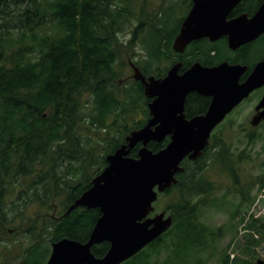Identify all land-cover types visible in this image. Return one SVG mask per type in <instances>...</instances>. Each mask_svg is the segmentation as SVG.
Returning a JSON list of instances; mask_svg holds the SVG:
<instances>
[{
  "label": "trees",
  "instance_id": "trees-1",
  "mask_svg": "<svg viewBox=\"0 0 264 264\" xmlns=\"http://www.w3.org/2000/svg\"><path fill=\"white\" fill-rule=\"evenodd\" d=\"M191 6L192 0H163L158 9L149 0H0V239L29 240L16 264H46L53 242L89 239L100 209H68L107 166L106 156L150 118L141 81L122 79L130 61L146 76L161 77L177 59L183 69L195 60L210 66L227 60L247 64L246 76L263 57L254 60L257 49L249 44L232 51L208 39L177 53L173 41ZM210 100L189 94L187 116L205 113ZM257 136L254 131L249 141ZM168 142H150L149 148L158 151ZM141 146L130 155L138 157ZM236 150L214 133L198 159H185L177 183L155 203L157 211L166 199L162 210L174 216L173 225L122 264H207L200 254L224 232L203 220L205 211L231 208L235 218L255 201L242 173L246 156ZM259 227L264 232V222ZM45 240L50 247L41 260ZM254 243L258 239L247 245ZM109 247L104 242L92 250L103 256ZM243 259L225 253L221 261Z\"/></svg>",
  "mask_w": 264,
  "mask_h": 264
},
{
  "label": "water",
  "instance_id": "water-1",
  "mask_svg": "<svg viewBox=\"0 0 264 264\" xmlns=\"http://www.w3.org/2000/svg\"><path fill=\"white\" fill-rule=\"evenodd\" d=\"M240 1L193 0L174 49L183 52L195 39L215 41L226 35L229 47L236 50L258 38L264 33V0L253 16L243 13L228 19ZM130 64L132 77L141 81L150 99V118L106 156L107 166L68 209V213L76 207L100 209L89 239L83 242L65 237L53 242L46 264H122L167 232L174 216L166 210L156 212L159 194L177 183L185 159L194 161L203 154L226 116L264 86V59L244 81L241 78L248 66L228 61L213 66L197 61L184 71L182 62H177L164 77L146 76L133 61ZM194 92L210 97L211 102L205 113L187 117L186 100ZM256 111L252 126L264 120V93ZM167 137L169 142L162 149L149 148L150 142H163ZM139 143L138 157H132L130 152ZM104 242L110 244L108 251L95 255L93 247Z\"/></svg>",
  "mask_w": 264,
  "mask_h": 264
},
{
  "label": "rangeland",
  "instance_id": "rangeland-1",
  "mask_svg": "<svg viewBox=\"0 0 264 264\" xmlns=\"http://www.w3.org/2000/svg\"><path fill=\"white\" fill-rule=\"evenodd\" d=\"M151 7L158 9L163 0H149ZM164 4V3H163ZM184 12V11H183ZM182 12V14H183ZM258 49H261L260 53L254 55L253 59L256 60L264 54V46L260 45ZM141 47H138L137 51H140ZM127 59V58H126ZM122 79L133 75V68L131 65L126 66ZM124 84V81L121 82ZM256 100H250L242 103V105L226 120H224L213 132L218 136H226L228 141L237 149L238 153L244 152L246 156L243 165L242 173L245 177L251 181L249 185V191L252 197H255V201L248 205V207L242 208L240 214L233 218L232 209H210L205 211L203 220L215 228L222 227L223 234L217 240L215 247L206 251H202L200 255L207 261V264H223L221 261L225 253L230 254L232 258L243 257L244 259L257 257L264 258V232L259 227V221L264 222V188H261L262 174L264 173V125L261 122L256 127L252 126L251 118L253 119L254 107ZM252 128H256L254 131L259 135L252 143L249 141V136L254 132ZM222 178V177H221ZM217 179L219 177L217 176ZM227 179V178H225ZM222 178V182H227ZM227 183H231L227 182ZM227 187H223L225 192ZM230 193H233L230 191ZM230 201L236 203L237 198L233 197V194L228 195ZM166 204V199L160 203V208H157V212L161 211ZM37 210L40 206L33 205ZM48 209V208H47ZM49 213H52V209H48ZM242 216L244 220H242ZM257 220V224H256ZM38 225H42V220H39ZM248 226H252L248 227ZM5 236L4 233H0V238ZM258 239V243L253 245H247L252 240ZM29 240L25 237L17 236L12 242L3 241L0 239V264H16L24 255L23 248L27 246ZM48 247L50 243L45 240L43 247V254L40 257L44 259L46 252H49ZM52 247V245H51ZM244 249H249L248 253H244ZM41 250V249H40ZM22 259V258H21ZM233 263V261H232Z\"/></svg>",
  "mask_w": 264,
  "mask_h": 264
},
{
  "label": "flooded vegetation",
  "instance_id": "flooded-vegetation-1",
  "mask_svg": "<svg viewBox=\"0 0 264 264\" xmlns=\"http://www.w3.org/2000/svg\"><path fill=\"white\" fill-rule=\"evenodd\" d=\"M251 1V2H250ZM255 3V0H242V1H240L235 7H234V9L230 12V14H229V16H228V19H233V18H235V17H237V16H239V15H241V14H243V13H248L249 14V16H253L258 10H259V8H260V6L262 5V3H263V0H259V3L257 2L256 4H254ZM241 5H251V9L250 10H247V11H244L242 8H240V6ZM192 6H193V0H192ZM192 6H191V8H192ZM191 8L189 9V11L187 12V14H186V16L188 15V13L190 12V10H191ZM186 16L184 17V19L186 18ZM184 19H183V21H184ZM182 21V22H183ZM181 25H182V23H181ZM180 29H181V26H180ZM179 32H180V30H179ZM178 32V33H179ZM178 34H176V36H177ZM176 36H175V38H176ZM175 38H174V40H175ZM262 38H264V33H262L258 38H256L255 40H253V41H251V42H249V43H246V44H249V45H251L249 48H253L254 46L256 47V54H257V52H259L260 53V51H261V49H258L259 48V46L260 45H262V46H264V40L262 39ZM204 39H208V40H210L208 37H203V38H200V39H195L194 41H192V42H195V41H199V40H204ZM211 41V40H210ZM219 41H223V42H226V44H227V47L230 49V50H232V51H238V50H240L242 47H244V45H246V44H244V45H242V46H240L238 49H236V50H233V49H231L230 47H229V45H228V36H226V35H224V36H222L221 38H219V39H217V40H215V41H211V42H219ZM191 42V43H192ZM173 43H174V41H173ZM190 43V44H191ZM189 44V45H190ZM188 45V46H189ZM188 46L185 48V51H183V52H178V51H176L175 49H174V47H173V49L177 52V53H180V54H185V52L187 51V49H188ZM264 59V54H263V57L261 58V59H258L256 62H255V64L253 65V67L251 68V70L247 73V75L253 70V68H254V66L259 62V61H261V60H263ZM197 61H199V60H195L189 67H191L195 62H197ZM223 61H227V60H223ZM177 62H182V66H184V61L182 60V59H177L175 62H173V64H175V63H177ZM200 63H202L201 61H199ZM222 62V61H221ZM229 62V61H228ZM172 64V65H173ZM203 64V63H202ZM242 64V63H241ZM172 65L170 66V68L172 67ZM204 65V64H203ZM245 65H247V64H245ZM206 66H210V65H206ZM213 66V65H212ZM248 66V65H247ZM188 67V68H189ZM169 68V69H170ZM188 68H186V69H188ZM168 69V70H169ZM186 69H183V67H182V70L184 71V70H186ZM248 70V69H247ZM168 72V71H167ZM247 72V71H246ZM167 74V73H166ZM165 74V75H166ZM246 74V73H245ZM245 74L243 75V77L241 78V81H244L245 80V78L247 77V75L245 76ZM164 75V76H165ZM164 76H161V77H164ZM259 91H261V94H260V96H259ZM263 93H264V86L263 87H260V88H258V89H256V90H254L247 98H245L238 106L240 107L241 105H242V103H244V102H248V101H250V100H253V99H255L257 102H256V105H255V107H254V115H253V117L255 116V114L257 113V111H256V106H257V104L259 103V101H260V99L262 98V95H263ZM207 97V96H206ZM211 99V98H210ZM210 102H211V100H210ZM238 106L237 107H235V109H233V111L232 112H234V110H236V108H238ZM232 112H230L227 116H226V118H228V116H230V114H232ZM187 114V113H186ZM188 117V116H187ZM192 117V116H191ZM226 118H225V120H226ZM251 121H252V118H251ZM262 122H264V120L262 121ZM249 254H250V252H249ZM259 260H262V261H264V258H261V257H259L258 255H257V257L255 258V257H252V258H247V259H243V260H241V262L243 263V264H257L258 263V261Z\"/></svg>",
  "mask_w": 264,
  "mask_h": 264
}]
</instances>
